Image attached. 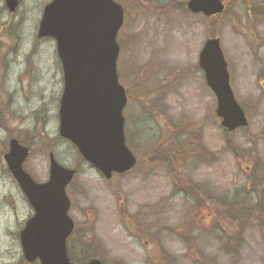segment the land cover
<instances>
[{"label": "rangeland", "instance_id": "obj_1", "mask_svg": "<svg viewBox=\"0 0 264 264\" xmlns=\"http://www.w3.org/2000/svg\"><path fill=\"white\" fill-rule=\"evenodd\" d=\"M51 1L21 0L15 14L0 10V26L11 23L8 31L0 30V264H39L24 258L20 231L34 212L4 160L9 141L20 138L31 151L25 170L37 182L49 179L51 153L78 171L67 189L69 215L82 241L105 264H159L158 256L193 264L180 239L189 228L209 264H264L258 226L245 229L237 252L226 253L225 237L209 227L207 214L194 213L176 180L186 177L213 197L229 200L237 194L253 200L264 185V0H224L225 14L211 19L189 12V0H115L125 8L117 38L119 81L128 93L125 135L138 164L111 181L59 136L62 65L55 40L38 38ZM252 14L259 23L252 22ZM210 38L221 41L231 87L249 121L228 136L198 65ZM180 129L197 136L208 155L182 158L175 177L172 161L155 156L164 142L175 148L170 137ZM191 215H199L198 223L190 222Z\"/></svg>", "mask_w": 264, "mask_h": 264}, {"label": "water", "instance_id": "obj_2", "mask_svg": "<svg viewBox=\"0 0 264 264\" xmlns=\"http://www.w3.org/2000/svg\"><path fill=\"white\" fill-rule=\"evenodd\" d=\"M11 10L17 0H8ZM193 14L206 17L225 10L222 0H190ZM124 23V8L114 0H53L43 12L39 38L56 42L62 64L64 90L59 109V134L74 145L84 161L111 180L132 171L138 163L127 147L124 110L128 99L119 82L117 37ZM199 67L217 100L216 116L232 133L248 126L245 111L235 98L221 41L204 44ZM30 149L17 139L4 155L8 169L34 211L20 233L28 263L75 264L68 254V239L75 223L69 216L67 188L76 171L60 165L51 153L49 179L36 182L24 169ZM86 264H104L93 259Z\"/></svg>", "mask_w": 264, "mask_h": 264}, {"label": "trees", "instance_id": "obj_3", "mask_svg": "<svg viewBox=\"0 0 264 264\" xmlns=\"http://www.w3.org/2000/svg\"><path fill=\"white\" fill-rule=\"evenodd\" d=\"M251 16L252 22L254 24L260 22L261 19L258 15L252 14ZM174 131L175 133H178L179 130ZM180 132L181 133L175 135V137H170L171 141H175V148H165L167 147L166 144L169 142H164V144L158 147V149H160L157 153V156H155L156 160H161L164 163L165 161H172V170L175 177H178L177 174L179 173V166L183 167V164L180 162L182 158L189 156L191 159H203L208 155L206 152V147H203L201 140L197 136L193 135L190 130L188 131L187 129L185 131L180 129ZM224 133L226 136L230 134L225 129ZM20 141L23 140L20 138ZM80 159L83 160L81 156ZM176 180L179 185H182V187L179 189L180 192H183L185 196L192 201V208L195 210L194 213L203 211L205 214H207L209 219L205 217L204 220L209 222V227L214 231H218L225 237L224 239H226V241L223 248L226 253L232 254L233 252H237L236 250L242 244L243 232L250 226H258L264 235L263 184H261L260 190L258 191L256 198L253 200H241L238 198V194L233 199L229 200L230 197H213L211 191L206 186L193 183L192 181L187 180L186 177L182 178L181 176ZM198 217L199 215H191L190 222L194 224L198 223L196 221ZM192 231L194 232L193 229ZM192 231L189 228L188 234L180 235V239L187 246L190 260L193 264H209L207 257L202 255L197 246V242H195L196 240L192 237ZM83 239H85L84 235L76 230L75 234L69 240L70 258L71 261L76 264H84L91 259L97 258V256H95L96 253L91 251L90 245H87L85 242H83ZM75 247L78 248L77 253L80 251L79 253L82 256L81 259L76 258L74 249ZM158 262L159 264H172L170 260H163L160 256H158Z\"/></svg>", "mask_w": 264, "mask_h": 264}, {"label": "flooded vegetation", "instance_id": "obj_4", "mask_svg": "<svg viewBox=\"0 0 264 264\" xmlns=\"http://www.w3.org/2000/svg\"><path fill=\"white\" fill-rule=\"evenodd\" d=\"M2 2H4L3 3V5H2V8H1V6H0V10L2 9V11H4V12H6V13H10V14H15V13H17L18 12V10H20V5H21V0H17V7L15 8V10H11V8L8 6V0H3ZM10 23V22H9ZM9 23H6V25H2V26H0V30L1 31H4V30H9L8 28H9V26L11 25V23H10V25H9ZM38 28H39V26H38Z\"/></svg>", "mask_w": 264, "mask_h": 264}]
</instances>
